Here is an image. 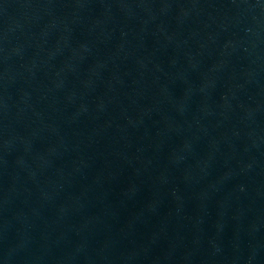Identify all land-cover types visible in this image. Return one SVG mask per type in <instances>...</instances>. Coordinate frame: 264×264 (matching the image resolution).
Segmentation results:
<instances>
[{
    "label": "water",
    "instance_id": "1",
    "mask_svg": "<svg viewBox=\"0 0 264 264\" xmlns=\"http://www.w3.org/2000/svg\"><path fill=\"white\" fill-rule=\"evenodd\" d=\"M0 264H264V0H0Z\"/></svg>",
    "mask_w": 264,
    "mask_h": 264
}]
</instances>
